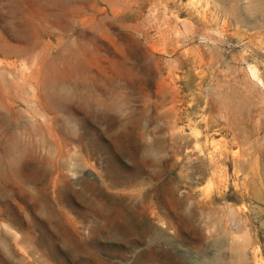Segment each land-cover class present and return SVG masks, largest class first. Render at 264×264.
Masks as SVG:
<instances>
[{
  "label": "rangeland",
  "instance_id": "rangeland-1",
  "mask_svg": "<svg viewBox=\"0 0 264 264\" xmlns=\"http://www.w3.org/2000/svg\"><path fill=\"white\" fill-rule=\"evenodd\" d=\"M0 264H264V0H0Z\"/></svg>",
  "mask_w": 264,
  "mask_h": 264
},
{
  "label": "bare ground",
  "instance_id": "bare-ground-1",
  "mask_svg": "<svg viewBox=\"0 0 264 264\" xmlns=\"http://www.w3.org/2000/svg\"><path fill=\"white\" fill-rule=\"evenodd\" d=\"M25 238L23 239H29L27 235L24 236ZM36 241L34 242L35 246L31 248V251L37 252L40 254H46L48 252L46 250V247L41 239H35Z\"/></svg>",
  "mask_w": 264,
  "mask_h": 264
}]
</instances>
